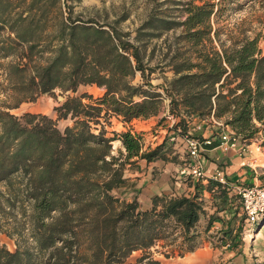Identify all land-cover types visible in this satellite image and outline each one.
<instances>
[{
	"label": "trees",
	"instance_id": "obj_1",
	"mask_svg": "<svg viewBox=\"0 0 264 264\" xmlns=\"http://www.w3.org/2000/svg\"><path fill=\"white\" fill-rule=\"evenodd\" d=\"M226 1L174 0L180 5L177 14L153 11L131 37L110 24L72 18L64 10L67 0H0V59L15 55L18 62L12 68L29 69V100L56 90L75 92L81 84L104 89L95 98L67 95L54 107L55 119L30 112L16 116L9 109L17 105L0 99V185L5 188L0 214L6 204L23 215L8 227L0 221V233L14 241L10 250L0 240V264H130L135 251H141L137 263L161 264L150 251L160 242L176 244L180 255L201 246L191 229L204 212L205 191L217 206L206 230L214 221L224 222L217 212H238L237 195H229L226 185L213 177L184 176L192 193L156 194L148 208L136 196L122 198L115 191L129 182L126 166L139 159L167 161L170 150L166 141L143 150L140 133L131 129L107 136L101 122L111 116L124 123L150 118L167 97L169 115L178 118L174 130L181 125L186 129L184 115H212L247 142L259 131L264 135L259 36L221 44L219 50L204 48L212 41L211 18ZM163 36L188 48L165 63L173 72L167 85H153L148 76L155 69L146 66L153 55L144 62L146 43ZM42 44L52 56L39 63L34 52ZM137 71L144 83L134 85ZM67 118L72 124L60 130L57 120ZM114 141L120 142L117 154ZM231 221L225 237L231 236ZM263 221L264 215L252 228Z\"/></svg>",
	"mask_w": 264,
	"mask_h": 264
},
{
	"label": "rangeland",
	"instance_id": "obj_2",
	"mask_svg": "<svg viewBox=\"0 0 264 264\" xmlns=\"http://www.w3.org/2000/svg\"><path fill=\"white\" fill-rule=\"evenodd\" d=\"M19 1L14 0L16 4ZM196 2L198 3V1ZM175 3L174 0H67L69 8H64V10L66 13L70 11L72 18L80 17V19L85 21H95L104 25L110 24L122 33H129L132 37L136 34L137 28L153 11L161 14H177L175 7H180V5ZM211 25L213 28L211 33L212 41L205 44L204 48L206 49L213 47L219 50L221 44L226 47L238 40L258 35L259 46L264 51V0H228L222 4L221 10L211 18ZM163 39L164 36L146 43L144 62L147 61L148 55H153L146 63V66L155 69L148 76L150 83L153 85H167L173 77V72L169 70L165 63L177 50L182 52L188 48L175 42L172 38L167 41ZM42 45L43 47L38 46L34 52V59L39 63L45 62L52 56L48 45ZM41 49L43 50L39 51ZM165 53H168L166 58L163 57ZM26 60L27 58L23 59V61ZM17 62L18 58L15 55L0 59V91H2L0 99L7 105H17L9 109V112L16 116L30 112L45 114L55 119L54 107L61 104L67 95L73 96L86 93L95 98L104 93V89L95 84H81L75 92L56 90L54 95L43 93L39 94L34 100H29L28 98L33 93V86L29 81L30 71L29 69L17 71L12 68ZM141 83H144V79H142L140 72L137 71L132 84ZM159 90L163 91L161 88ZM168 109L169 99L165 97L160 103L159 113L151 116L147 121L133 119L130 123H124L119 118L111 116L109 120L101 119V122L104 124L107 136H111L112 131L121 132L127 129L139 132L143 150L153 149L159 143L166 141L170 150L167 153L169 160H154V163H151V175L154 173L158 174L166 162L177 164L176 167H180L177 170H172L173 176L169 175V181L178 180L180 185H182V187L178 188V192L181 193L184 190L183 187H186L188 183L185 181V177L180 174V169L187 162L188 156L184 146L183 151L179 152L180 148L176 145L180 143L179 141L173 142L167 139L168 133L174 130L172 128L173 124L178 120V118L169 115ZM183 117L186 120V129L181 130L183 128L182 125L178 127L181 135L187 134L191 137L201 138L202 136L201 134L199 135V132L208 131L211 133L209 136L218 137L221 131L220 126L214 120L223 121V119H217L212 115L203 118L186 115ZM71 124L72 121L68 118L57 120V127L60 130ZM97 127L100 126L98 125ZM263 139L264 135L259 131L248 140V143H259L262 147L260 151L255 150V144L251 147L258 162L264 160V146L261 144ZM112 145L113 153L117 154L120 142L114 141ZM121 150L124 152L123 148ZM173 156L176 157L175 160L171 159ZM146 170L148 168L143 161L131 166L127 165L125 176L129 182L117 189L115 193L125 199L133 198L137 193L138 180L143 177L141 172ZM0 191H5L2 185H0ZM237 203H239L238 198ZM2 207H4V211L0 214V221L4 227H8L10 223L23 219L22 211L19 208L12 209L6 204ZM221 215L224 222L216 221V228L210 235L211 240L209 241L217 249L213 250L208 264H264V223L259 229L258 227L252 228L253 225L247 223L244 218L241 220L243 215L240 214V209L236 214L229 212L226 215L225 212H220ZM229 219L232 220L230 225L232 232L230 237H225L223 231L226 229ZM240 224L241 229L238 228ZM0 240L10 250L14 249L13 239L8 237L5 232L0 233ZM150 251L153 256L161 257L163 264H185L192 260V257H195V254H192L193 251L180 255L176 244L166 245L164 242L152 247ZM164 253H168V257ZM139 255H141V251L133 252L132 257L127 262L137 264L136 258Z\"/></svg>",
	"mask_w": 264,
	"mask_h": 264
},
{
	"label": "crops",
	"instance_id": "obj_3",
	"mask_svg": "<svg viewBox=\"0 0 264 264\" xmlns=\"http://www.w3.org/2000/svg\"><path fill=\"white\" fill-rule=\"evenodd\" d=\"M147 119H142L143 121H147ZM141 120V119H134ZM171 126V125H170ZM194 130V128H192ZM202 137H207L211 133L208 131L199 132ZM213 143L209 146L206 152L203 155V171L205 177H213L216 171H221L225 179L227 181L226 187L229 189V195L233 193L231 190V186L235 185H252V184H262L264 185V160L258 162V159L250 160V157H254V153L250 154H239L235 149H230L228 151L222 150L219 146L218 137H213ZM180 143L178 145L179 152L183 151V144L181 143V139L178 140ZM253 144V143H252ZM140 162L143 161L144 164L147 165L148 170L142 171L141 174L143 177H140L137 183V193L135 194L137 200L143 208H148L151 204V197L158 194H180L178 192V188L182 187L179 181H169V175L173 176L171 173L172 170H177L175 163L166 162L164 164L163 169L158 174L151 175V168L154 162L146 161L144 159H139ZM139 160L136 163H140ZM245 161L246 164L242 165V162ZM164 163V162H163ZM193 179V178H192ZM205 181V180H204ZM183 192L185 194H190L193 192V187H183ZM203 210L204 212L201 214L199 220L196 225L191 229V232L198 233V237L201 239L202 244L200 247L196 248L192 254H195V257H192L188 263L185 264H208L209 260L213 254V250H216V246L214 247L209 240H211L210 235L213 233V230L216 228V221L212 223L210 228L206 230V226L209 218L216 212L217 206L216 202L213 201L211 194L207 191L203 193ZM225 212L226 215L229 213L228 211H220ZM220 212L217 214L220 216ZM221 217H223L221 215ZM219 221V220H217ZM264 223V222H263ZM262 223V224H263ZM261 224V225H262ZM258 226V229L261 227ZM181 230H178L177 233L180 234ZM181 236L178 237L177 242L181 240ZM190 253V252H188ZM132 257V255L128 258V260ZM155 259L159 260L161 264H163L161 257H155ZM139 264V263H137Z\"/></svg>",
	"mask_w": 264,
	"mask_h": 264
},
{
	"label": "built area",
	"instance_id": "obj_4",
	"mask_svg": "<svg viewBox=\"0 0 264 264\" xmlns=\"http://www.w3.org/2000/svg\"><path fill=\"white\" fill-rule=\"evenodd\" d=\"M214 122L220 126V133L218 135V146L228 151L235 149L239 154L252 153V146L255 144L248 143L245 139H241L235 131L222 120ZM168 140L176 142L181 139L186 154L188 156L187 162L184 163L180 169V174L183 176H190L193 179L205 177L203 171V155L207 148L212 145L214 138L212 136L207 137H191L187 134H180V129H176L168 133ZM261 145L255 144V150L260 151ZM250 160H255V157H250ZM246 164L245 161L242 165ZM218 182L227 185L224 174L221 171H216L213 176ZM231 190L237 195L240 203V214L244 216L247 223L252 224L260 217L264 215V185L252 184V185H235L231 186Z\"/></svg>",
	"mask_w": 264,
	"mask_h": 264
},
{
	"label": "water",
	"instance_id": "obj_5",
	"mask_svg": "<svg viewBox=\"0 0 264 264\" xmlns=\"http://www.w3.org/2000/svg\"><path fill=\"white\" fill-rule=\"evenodd\" d=\"M263 222H264V221H263ZM263 222H262V223H263ZM262 223H261V224H262ZM261 224H260V225H261Z\"/></svg>",
	"mask_w": 264,
	"mask_h": 264
}]
</instances>
